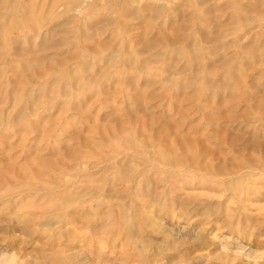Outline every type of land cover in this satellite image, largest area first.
<instances>
[{
	"label": "rangeland",
	"instance_id": "obj_1",
	"mask_svg": "<svg viewBox=\"0 0 264 264\" xmlns=\"http://www.w3.org/2000/svg\"><path fill=\"white\" fill-rule=\"evenodd\" d=\"M0 264H264V0H0Z\"/></svg>",
	"mask_w": 264,
	"mask_h": 264
}]
</instances>
